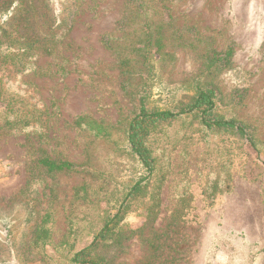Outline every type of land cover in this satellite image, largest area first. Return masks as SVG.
<instances>
[{"label": "rangeland", "instance_id": "rangeland-1", "mask_svg": "<svg viewBox=\"0 0 264 264\" xmlns=\"http://www.w3.org/2000/svg\"><path fill=\"white\" fill-rule=\"evenodd\" d=\"M125 6V0L83 2L56 56L38 60L53 77L26 78L38 85L50 109L49 140L0 136V233L5 220L13 223L18 243L31 233L33 224L25 222L29 204L41 215L50 209L53 217V244L46 253L27 254L25 264L65 262L68 250L56 246L67 234L70 219L80 229L76 248L91 242L83 219L94 213V205L90 200H76L77 189L89 185V196L99 209H107L109 199L100 201V195L137 173L135 161L123 150L133 104L121 89L115 55L102 43L103 37L117 33ZM172 15L179 27L210 38L215 50L234 49L231 67L213 84L226 101L236 98L233 114L264 143V0H182L172 8ZM205 53V47L178 50L176 60L170 59L163 68V76L173 84L199 77L200 55ZM81 115L113 127L112 136L97 139L75 129L72 123ZM163 141L169 171L152 228H165L185 192L191 203L182 223L185 229L167 241L156 264H264V156L235 137L205 135L192 121L175 124ZM38 148L85 171L45 177L29 189L31 162ZM145 223L143 209L126 218L123 227L137 233L113 264H139L145 259L141 237L150 234V227L140 232Z\"/></svg>", "mask_w": 264, "mask_h": 264}, {"label": "trees", "instance_id": "trees-1", "mask_svg": "<svg viewBox=\"0 0 264 264\" xmlns=\"http://www.w3.org/2000/svg\"><path fill=\"white\" fill-rule=\"evenodd\" d=\"M85 1L0 0V136L24 135L41 142L49 140L50 109L43 101L38 85L26 78L53 77V73L38 65V60L56 56ZM125 1L117 33L106 35L102 43L115 55L122 78L121 89L133 104L125 127L123 150L135 161L137 173L131 180L115 183L100 195V201L109 199L107 209H99L98 202L89 196V185L76 190V200H90L94 205V213L83 219V230L89 232L91 242L76 248L80 229L70 219L67 234L56 246V249L68 250L66 261L61 264H113L125 251V244L137 233L127 231L123 227L124 221L141 209L146 223L140 232L150 227V234L141 237L147 255L139 264H156L167 241L181 234L185 229L183 219L191 203L186 192L173 209L165 228H152L159 216L161 190L169 171L163 139L175 124L192 121L205 135L235 137L264 156V143L249 125L233 114L238 106L236 98L226 101L213 84L214 79L231 67L234 49L228 47L219 52L213 48L210 38L179 27L172 8L182 0ZM203 47L206 53L200 55L203 68L199 77L173 84L163 76L167 62L176 60L175 52ZM72 126L97 139H109L114 130L89 115L77 117ZM35 154L30 167L29 189L32 188L29 185L43 183L45 177L85 171L80 165L52 158L41 148ZM219 183L217 179L214 195ZM226 189L228 192L230 185ZM147 198L148 203L145 202ZM28 210L25 222L33 225L31 233L20 243L14 237L13 223L3 222L0 264H25L27 254L35 250L46 253L53 244L50 209L41 215L29 204Z\"/></svg>", "mask_w": 264, "mask_h": 264}]
</instances>
